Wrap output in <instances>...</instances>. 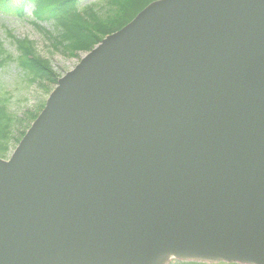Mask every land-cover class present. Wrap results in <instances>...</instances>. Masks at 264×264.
Wrapping results in <instances>:
<instances>
[{
  "label": "water",
  "instance_id": "95a60500",
  "mask_svg": "<svg viewBox=\"0 0 264 264\" xmlns=\"http://www.w3.org/2000/svg\"><path fill=\"white\" fill-rule=\"evenodd\" d=\"M56 85L0 157V264H264V0H155Z\"/></svg>",
  "mask_w": 264,
  "mask_h": 264
},
{
  "label": "trees",
  "instance_id": "16d2710c",
  "mask_svg": "<svg viewBox=\"0 0 264 264\" xmlns=\"http://www.w3.org/2000/svg\"><path fill=\"white\" fill-rule=\"evenodd\" d=\"M154 0H0V14L5 17L23 18L26 9L33 6V22L47 35L53 48L75 55V51L86 52L103 37L126 25L136 14ZM48 23L49 29L41 26ZM8 35L13 36L11 32ZM16 55L6 47L0 36V73L12 64L19 68L18 75L25 76L28 85L39 81H57L53 74L51 59L36 51L33 40L28 37L15 38ZM5 77H0V155L9 154L15 142L25 134V127L35 113L19 117L18 112L8 109L10 102L4 88ZM25 131H24V130ZM176 264H204L199 262H177Z\"/></svg>",
  "mask_w": 264,
  "mask_h": 264
},
{
  "label": "rangeland",
  "instance_id": "374dc122",
  "mask_svg": "<svg viewBox=\"0 0 264 264\" xmlns=\"http://www.w3.org/2000/svg\"><path fill=\"white\" fill-rule=\"evenodd\" d=\"M33 6L26 9V14L23 18H13L5 17L0 14V36L5 40L6 47L12 51L14 55L17 54V45L13 42V36L15 38L28 37L33 40L34 46L38 54L42 57L45 56L51 59V64L53 65L55 76L61 77L65 75L66 71L75 67L78 60L86 54L83 51H75V55L68 52H63L53 48L52 43L49 41L48 35L40 30L37 25L33 22ZM41 26H45V29H49L48 23L44 22ZM11 32L13 36H9L7 32ZM1 71L0 77L4 76V88L8 93L10 102L8 104V109L11 111H16L19 117H23L27 113H35V116L42 110V106L48 97L49 92H51L56 86L55 81L46 80L44 83L39 81L35 82L34 85H28L25 80V76L18 75L19 68H16L15 64L11 67L7 66ZM28 115V114H27ZM35 117L28 123L25 130L30 126ZM24 130V129H23ZM24 130V131H25ZM18 143V142H17ZM15 142V145L17 144ZM12 146L11 150L15 147ZM10 150L9 157L12 153ZM172 264H176L177 261H172ZM204 264H214L204 262ZM215 264H230L223 262H215Z\"/></svg>",
  "mask_w": 264,
  "mask_h": 264
}]
</instances>
